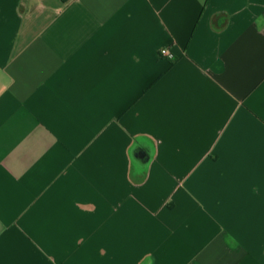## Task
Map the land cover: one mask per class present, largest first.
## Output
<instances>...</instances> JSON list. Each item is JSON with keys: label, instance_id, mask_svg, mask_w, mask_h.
Wrapping results in <instances>:
<instances>
[{"label": "crops", "instance_id": "obj_1", "mask_svg": "<svg viewBox=\"0 0 264 264\" xmlns=\"http://www.w3.org/2000/svg\"><path fill=\"white\" fill-rule=\"evenodd\" d=\"M0 264H264V0H0Z\"/></svg>", "mask_w": 264, "mask_h": 264}, {"label": "built area", "instance_id": "obj_2", "mask_svg": "<svg viewBox=\"0 0 264 264\" xmlns=\"http://www.w3.org/2000/svg\"><path fill=\"white\" fill-rule=\"evenodd\" d=\"M161 55L164 57H171L170 51L168 49H162Z\"/></svg>", "mask_w": 264, "mask_h": 264}]
</instances>
